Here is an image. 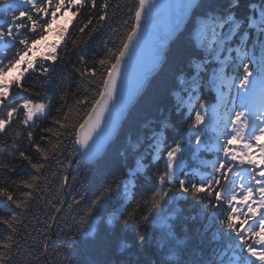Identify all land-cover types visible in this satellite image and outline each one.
<instances>
[{"label": "snow or ice", "instance_id": "snow-or-ice-1", "mask_svg": "<svg viewBox=\"0 0 264 264\" xmlns=\"http://www.w3.org/2000/svg\"><path fill=\"white\" fill-rule=\"evenodd\" d=\"M0 3H4V0H0ZM153 3L154 0H138L134 23L114 51L107 49L108 55L91 65L83 56L78 57L80 67L71 65L73 72L83 78L87 87L83 90L85 94L82 98L75 101V106L62 105L56 109L60 115L52 117L54 127L41 129L57 140L50 149L35 141L32 129L37 120L48 118L52 102L36 103L32 99H24L16 107H9L15 99V96L10 99V90L13 87L19 89L17 96L29 93L30 89L23 84L26 74L37 73L47 77L54 71L57 61H64V56H60L57 49L64 50L67 47L63 42L68 28L66 25L54 27L59 23L58 13L63 9L64 15H67L69 9L75 8L76 12H72V16H76L83 7L90 6L94 10L96 0H15L0 8V13L5 17L0 23V44L4 49L0 52V134L13 136L14 140L21 137L22 133L12 124L22 111L23 116L17 127L23 125L30 129L26 138L29 146L39 154L37 162H33L32 155H26L16 143L11 145V150L7 146H0V156L7 154L15 159L14 154L18 152L19 158L27 161L38 174L19 181L25 189L30 190L22 192L20 196H16L9 187L0 186V203L20 210L10 216L0 215V224L11 229L12 233H16L18 226L23 225L22 217L29 211L33 193L40 187L43 170L49 167L47 162L55 159L60 152V138L66 131L74 135V143L83 149L77 153L80 157L93 160L101 153L103 145L100 137L105 134L102 124L114 126V114L117 111L123 114L129 105L138 101L150 77L168 62L170 45L182 38L185 47L177 51L174 59L183 67L173 74L167 85L168 95L172 98V110L180 112L191 106L204 87L205 75L209 76L208 85L219 94V106H224L222 119L216 118V107L212 109L209 119L207 101H201L199 107L203 112L196 111L188 125L189 129L197 130L191 158L210 171L204 174L195 169L192 173L185 172V178H181L179 172L186 168L185 145L177 140L167 146L159 130L151 136L146 134L144 139L150 140L148 147L154 158L162 151L166 153L163 155L164 170L156 173L157 187L150 196L135 200L129 197V190L134 187L131 181H120L114 176L113 183L92 199L77 235L94 238L97 233L94 216L110 209L100 216L101 222L105 218L108 224L119 222L122 232L135 224L137 248H141L144 245V237L139 235L141 229L164 211L169 200L178 199L173 194L179 193V198H191L205 209L215 210L211 218L218 223V229L213 239L223 243L212 249L208 257H204L201 251L198 258H184L188 246L178 238L175 224L165 223L157 247L166 256L167 250L171 249L174 258H166L160 264H264V141L261 140L264 136V0H247V3L244 0H210L207 6L204 0H180L174 6V18L156 41L149 66L129 86V75L124 69L140 42L142 22L146 14H150V4ZM109 7V0L100 4L102 11L99 21L110 20ZM241 9L244 10L242 13ZM92 24L93 18L89 16L79 32L84 33ZM91 31L95 32L96 28ZM52 36L56 37L55 42L49 43ZM70 42L73 48L78 46L75 40ZM13 48L15 52L9 57L8 50ZM226 68H231L235 75L226 76ZM237 84L235 91L238 104L230 101L227 94L221 91L227 87L231 92ZM89 90L92 91L91 98L87 95ZM229 102L232 103L231 108L227 107ZM64 107H67V111H62ZM161 124L167 127L166 121ZM202 125L211 129L212 135H207ZM145 127L151 128V122ZM47 139L41 136V140ZM137 144H142L139 138ZM202 151L212 153L215 159L203 160L200 156ZM133 152L136 154L129 174L136 177L145 170V162L143 154L135 147ZM68 155L72 156L73 153L69 152ZM0 171L7 174L16 169L0 160ZM188 175H198L199 178L191 180L187 178ZM61 179L66 183L68 176ZM82 200L83 196L74 203L79 205ZM54 210L59 213L61 208L54 206ZM0 246L11 252L18 242L9 236L7 240L0 239ZM117 247L122 252H130L133 245L126 239L118 238ZM6 258L7 254L0 256V264H4ZM117 264H120L119 260ZM124 264L132 262L125 260Z\"/></svg>", "mask_w": 264, "mask_h": 264}, {"label": "trees", "instance_id": "trees-1", "mask_svg": "<svg viewBox=\"0 0 264 264\" xmlns=\"http://www.w3.org/2000/svg\"><path fill=\"white\" fill-rule=\"evenodd\" d=\"M6 1L0 3V8L5 6ZM103 2L104 0H96L97 6L94 10L90 6L79 10L76 24L64 42L67 47L64 50H58L59 55L64 56V61H57L54 71H51L47 77L39 76L37 73L27 75L23 84L24 87L30 89L29 93L17 96L16 93L20 90L15 87L12 90L15 99L8 105L9 107H16L24 99H32L36 103L52 102L48 118L36 121L32 129L35 141L41 143L42 147L50 149L57 143L56 138L50 133L41 131L43 128L54 127L52 117L60 115L56 109L61 108L62 105L75 106V101L85 94L83 90L87 84L79 74L73 72L71 65L76 64L80 67L78 63L80 56H83L89 65L106 57L107 49L114 51L119 47L124 34L134 23L138 0H109L110 7L107 11L110 20L99 21L102 11L100 4ZM204 3L207 6L210 0H204ZM244 3H247V0H244ZM243 11L241 9V13ZM113 13H115L114 16ZM89 16L93 18V24L84 33H80L79 28ZM4 19V14L0 13V23ZM125 21L128 23L125 24ZM92 28H96V31L92 32ZM72 40L77 42L76 48H73L70 42ZM184 47L182 38L170 45L168 62L152 78L146 91L127 115L115 140L101 158L92 163L75 160L77 144L74 143V135L66 131L65 135L60 138L62 141L60 152L56 154L55 159L47 162L49 167L43 170L40 187L33 193L34 199L29 202V211L22 217L23 225L27 227L20 225L18 231L12 233L11 229L0 224V239L7 240L11 236L14 241L18 242V246H14L11 252L0 246V256L7 254L4 264H117L118 260L120 264H124L125 260L131 261L132 264H160V261L166 258L169 260L174 258L171 255V249L167 250L168 255L166 256L165 252L157 247V241L165 230V223L175 224L178 238L188 246L184 258L189 256L193 259L198 258L201 251L204 257H208L212 249L221 246L223 242L217 243L213 239L218 229V223L211 218L215 210L205 209L201 203L191 198H179V193L173 194L178 199L169 200L164 211L152 218L148 226L141 229L139 235L144 237V245L141 248H137L138 238L135 224H132L126 232H122V225L119 222L108 224L106 218L104 222H101L100 216L105 215L110 209L103 210L94 216L97 224V233L94 238L77 235V229L81 226V221L95 195L104 187L112 184L114 176L120 181L128 178V171L136 154L133 152L134 147L143 154L145 170L139 176L133 177L134 187L130 188L129 196L140 200L142 197L150 196L157 187L156 173L164 170L163 155L166 153L162 151L154 158L148 147L150 140L144 139L146 134L151 136L159 130L167 146L173 145L177 140L181 141L187 148L184 158L190 161L197 130L189 129L188 125L194 119L195 112L201 111L199 107L201 101H207L210 108L218 106L220 101L215 88L208 85L209 76L205 75L204 87L198 97L194 98L191 106L180 112L172 110V98L168 95L167 85L173 78V74L183 67L177 64L174 58L177 51ZM65 53L68 54L65 55ZM229 74H234V72L231 68H226L225 75ZM222 89L221 91L224 92ZM87 95L91 98L92 91L89 90ZM62 96H64L63 99H61ZM86 110L85 108L84 111ZM62 111H67V107H64ZM22 116L21 111L12 124L13 128L22 133L21 137L14 140L13 136L0 134V146H7L11 150V145L16 143L26 155H32L33 162H37L39 154L29 146L26 138L27 131L30 129L23 125L17 127ZM162 121L167 122V127H163ZM148 122H151V128L145 127ZM204 127L201 126V128ZM41 136L48 139L41 140ZM138 138L142 141L140 145L137 144ZM190 139L191 144H189ZM69 152L73 155L69 156ZM205 153L203 151L200 153L203 160H205ZM14 156L15 159L7 154L0 156V160L16 169L15 172L7 174L0 171V186L9 187V190L13 191L16 196H20L22 192L30 190L25 189L19 181L28 180L36 173L27 161L19 158L18 152ZM40 159L42 161V158ZM190 168L193 172L195 169L200 171L203 167L196 161V164H191ZM185 172L191 173L183 171L180 174L181 178H185ZM65 175L68 176V180L63 183L61 178ZM187 178L196 180L197 177L192 178L188 175ZM81 196L84 200L79 205L75 204L74 201L80 200ZM54 206L60 207L61 211L55 212ZM13 212L19 213L20 210L15 209L14 206L9 207L6 203H0V215L10 216ZM118 238L126 239L133 245L130 252H122L118 249Z\"/></svg>", "mask_w": 264, "mask_h": 264}, {"label": "water", "instance_id": "water-1", "mask_svg": "<svg viewBox=\"0 0 264 264\" xmlns=\"http://www.w3.org/2000/svg\"><path fill=\"white\" fill-rule=\"evenodd\" d=\"M178 3H180V0H154V3L150 4L151 12L150 14H146L145 19L142 22L143 27L141 29L140 42L135 48L132 58L128 61L124 69L129 75V86H132L138 76L149 66L154 55L156 41L160 36L163 35L166 27L174 18V6ZM156 75L157 73L153 74L152 77H150L149 83ZM148 84L146 88L149 86ZM145 91L146 89L139 95L138 100ZM135 104L136 102L129 105L128 108L123 112V114H121L119 111L114 114V126H110L109 124H102V128L105 129V134L100 137V142L102 143L103 148L101 153L95 159L85 160L78 154L76 159H79L86 163H92L96 159L101 158L105 154L107 147L112 143L113 140H115L119 129L126 121L127 115L133 109V106ZM81 151H83V149H80V146L78 145L77 153Z\"/></svg>", "mask_w": 264, "mask_h": 264}, {"label": "rangeland", "instance_id": "rangeland-1", "mask_svg": "<svg viewBox=\"0 0 264 264\" xmlns=\"http://www.w3.org/2000/svg\"><path fill=\"white\" fill-rule=\"evenodd\" d=\"M72 12H74L72 9H69L68 10V14L67 15H59V17H57L58 18V21H59V23H58V25H56V26H54V27H64L65 25L67 26V28H68V30L72 27V25H73V22H74V20L76 19V16H72ZM69 20L71 21L70 23H69ZM55 39H56V37L55 36H52V37H50L49 38V43H51V42H55ZM38 47H42V46H38ZM37 59H39V57H37ZM9 75H11V73L9 74ZM27 75V74H26ZM12 96H14V92H12L11 90H10V98L12 97ZM114 141V140H113ZM109 147V146H108ZM107 147V148H108ZM128 181H131V183H132V181H133V176H130V177H128V179H126L125 180V182H128Z\"/></svg>", "mask_w": 264, "mask_h": 264}]
</instances>
